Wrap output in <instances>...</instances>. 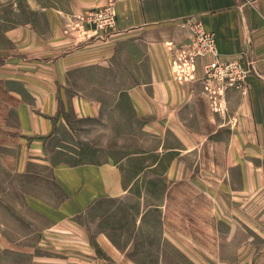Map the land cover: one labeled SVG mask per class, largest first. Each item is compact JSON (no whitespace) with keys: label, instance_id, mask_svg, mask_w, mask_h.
I'll return each mask as SVG.
<instances>
[{"label":"crops","instance_id":"0c3cea01","mask_svg":"<svg viewBox=\"0 0 264 264\" xmlns=\"http://www.w3.org/2000/svg\"><path fill=\"white\" fill-rule=\"evenodd\" d=\"M109 6L112 29L79 20ZM195 22L214 34L217 60L253 67L219 111L199 80L213 57L196 61V82L173 77L170 49L190 42ZM91 148L107 158L69 162ZM0 149L22 155L23 169L49 166L62 195L30 203L58 236L44 264H135L77 221L158 171L180 251L196 264H264V0H5Z\"/></svg>","mask_w":264,"mask_h":264},{"label":"rangeland","instance_id":"374dc122","mask_svg":"<svg viewBox=\"0 0 264 264\" xmlns=\"http://www.w3.org/2000/svg\"><path fill=\"white\" fill-rule=\"evenodd\" d=\"M1 1L0 4L5 3ZM129 115L126 108L127 120ZM126 142L131 145L130 150L134 149L132 139ZM1 150L0 264H44L39 258L53 254L45 250V242L58 236L49 237L42 231L47 226L46 220L32 210L30 203L33 198L56 203L62 195L51 179L49 166L29 163L23 169L22 155L12 157ZM95 151L98 148H91L85 156L69 162H100L107 158L104 154H90ZM62 159L68 160L52 155L50 162ZM162 174L160 171L149 174L124 197L101 201L81 216L77 223L87 231L90 242L94 243L97 236L104 234L135 264H196L178 249L179 243L169 239V224H172L169 222L172 221L169 220V179ZM147 207L140 221L139 216Z\"/></svg>","mask_w":264,"mask_h":264},{"label":"built area","instance_id":"2783aa9c","mask_svg":"<svg viewBox=\"0 0 264 264\" xmlns=\"http://www.w3.org/2000/svg\"><path fill=\"white\" fill-rule=\"evenodd\" d=\"M115 12L111 6L91 11L79 20L93 26L94 34L103 30L112 29L115 24ZM190 42L182 48H172V73L176 81L192 83L197 81L196 61L200 58L213 57L203 64L200 82L204 92L211 101L215 111L220 109V101L229 88L239 87L245 83L253 72L251 64H242L237 61L220 62L217 57L215 36L204 31L200 23L190 26Z\"/></svg>","mask_w":264,"mask_h":264}]
</instances>
